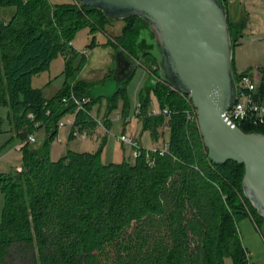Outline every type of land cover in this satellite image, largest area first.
<instances>
[{"label": "trees", "instance_id": "1", "mask_svg": "<svg viewBox=\"0 0 264 264\" xmlns=\"http://www.w3.org/2000/svg\"><path fill=\"white\" fill-rule=\"evenodd\" d=\"M0 7L14 9L8 19H0V107H8L9 122L24 142L20 168L0 172L5 194L0 264H13L16 251L33 264H226L227 257L246 264L238 220L249 212L263 217L244 195L245 166L233 160L217 165L210 159L198 121L188 119L191 97L163 81L141 93L137 117L144 129L154 141L170 132L163 153L160 147H143L134 160L104 163L102 144L98 151L68 150L54 160L50 146L63 115L74 113L81 129L96 125L90 110L96 99L86 81L76 80L73 37L84 26L94 31L112 20L77 0L57 5L0 0ZM125 20L129 25L122 40L133 27L145 25L139 17ZM59 54L66 58L68 81L48 99L32 79ZM144 61L157 66L150 54ZM157 70L150 69L152 74ZM259 71L257 96L263 100L264 65ZM124 84L109 96L110 109L126 95ZM72 90L91 98L87 111L63 103ZM151 91L158 96L160 112L150 110ZM35 121L48 131L42 143L27 138ZM240 127L264 133V125Z\"/></svg>", "mask_w": 264, "mask_h": 264}, {"label": "water", "instance_id": "2", "mask_svg": "<svg viewBox=\"0 0 264 264\" xmlns=\"http://www.w3.org/2000/svg\"><path fill=\"white\" fill-rule=\"evenodd\" d=\"M77 1L112 21L130 17L143 21L131 44L135 51L126 43L117 48L111 78L121 86L146 54L154 57L158 66L154 81L191 97L213 163L233 160L245 166L244 195L264 218V133L246 132L228 117L239 80L234 66L238 29L229 23L226 0Z\"/></svg>", "mask_w": 264, "mask_h": 264}, {"label": "rangeland", "instance_id": "3", "mask_svg": "<svg viewBox=\"0 0 264 264\" xmlns=\"http://www.w3.org/2000/svg\"><path fill=\"white\" fill-rule=\"evenodd\" d=\"M50 1L55 5L75 2V0ZM13 11L12 7H0V19H8ZM116 23H122L123 28H117ZM128 25L129 22L126 20L108 21L107 23L104 22V27L96 28L94 31L87 25L80 28L72 40V46L78 53L74 59V65L77 68L76 80L86 81L91 94L96 99L92 104L91 114L93 117L107 118L111 121L108 139L102 147V160L104 163H119L126 159H135L134 148L126 144L124 146L119 139L124 127L126 128V135L138 138L144 148L151 149L154 146L151 132L144 129L140 118L136 115V109L141 108V93L150 84L151 80V73L147 67L150 65L149 61H143L134 76L127 81L125 84L127 93L119 97L117 106L112 109L109 107L108 98L115 92L117 85L116 81L111 78L113 75L111 73L116 68L115 53L118 46L115 44L120 37L122 38L124 29ZM83 51H85L84 54ZM152 67L157 68V66ZM65 68L66 58L64 55L59 54L52 60L47 70L33 76L32 85L41 88L46 98L54 97L68 81ZM153 75L155 74L153 73ZM150 97L151 108L155 112H160L161 106L158 96L154 91H151ZM8 111V107H0V172L4 173L18 170L23 162L21 148L24 142L16 130L12 128L8 119ZM73 118V113L70 112L60 118L58 134L52 140L50 146L51 158L54 160L60 158L68 150L94 152L98 151L102 145L103 138L97 140L94 137L71 136L74 123H70V120H74ZM36 123L38 121L34 122V126ZM29 133L32 132L29 131ZM33 133L39 143H42L48 137L45 126L36 127ZM165 136L166 139H169L170 132L168 130ZM161 144L164 145L163 141ZM4 205L5 194L0 189V220ZM249 213L252 216V213ZM252 217L259 220L255 216ZM260 223L257 225L250 217L238 220L239 236L244 246L252 252L249 257L250 264H264V224H262L264 220ZM15 255L13 264H33L30 263L29 258L23 254L21 255L18 251ZM226 264H234L231 257L226 258Z\"/></svg>", "mask_w": 264, "mask_h": 264}, {"label": "crops", "instance_id": "4", "mask_svg": "<svg viewBox=\"0 0 264 264\" xmlns=\"http://www.w3.org/2000/svg\"><path fill=\"white\" fill-rule=\"evenodd\" d=\"M227 5H228L229 23L231 26L236 27L238 29L237 34H236L235 51H234V66H235L236 73L241 75L242 73H245V72H252L256 67L264 65V0H227ZM116 26L117 28L122 29L124 25L122 23H116ZM132 36H133V39L129 41ZM134 39H135V34L130 35V33H128L126 34L125 39L123 40L121 38L120 40L118 39L115 45L118 46L117 48H120V47H123L122 45L123 43H126L128 48H132V51H135V49H133V47L131 46V43L134 41ZM127 47H125L126 50H127ZM82 53L84 54L85 51H83ZM131 54L137 58L135 53H131ZM147 67L149 71L152 68V66L151 67L147 66ZM113 72L111 73V75L113 74ZM134 74L129 79H131L134 76ZM152 77H153V74L151 73L150 84L143 90V92L146 94L149 93V87H151L155 83ZM129 79L127 81H129ZM127 81L123 82L121 86L124 83L126 84ZM118 87L120 86H118L117 84L116 90ZM89 93H90V96L94 98L93 95L91 94V91ZM150 100H151V97H150ZM262 102L264 104V99L262 100ZM150 110L153 111V108H151V104H150ZM136 112L137 114L141 113V108H137ZM73 117H74L73 118L74 120H70V123L72 122L75 123L76 119H75L74 113H73ZM94 118L102 120L104 122V125H98V126L95 125L94 128H84V129H92L91 132L89 133L90 134L89 138L94 137L97 140H100L103 138L102 144L104 145L106 144V140L108 139L107 137L108 133L111 130L110 128L111 121L110 119H107V118L105 119H101L98 117H94ZM140 121L142 122L141 119ZM42 126H40L39 128H41ZM122 134H126L125 127H124ZM71 135H72V131H71ZM134 139H136L142 145L141 141L138 138L135 137ZM162 141L164 144L166 143L167 141L166 136L161 138L159 141L153 140V143H154L153 147H162L163 146L161 144ZM122 143L124 146L125 144L131 146L130 144H127L124 142ZM248 217L253 219L254 223H256L257 225L261 224L260 222H263L264 220L263 218H259V220L258 219L256 220L251 215L246 216V218ZM245 248L248 251L249 255L251 256L252 252L247 247Z\"/></svg>", "mask_w": 264, "mask_h": 264}, {"label": "built area", "instance_id": "5", "mask_svg": "<svg viewBox=\"0 0 264 264\" xmlns=\"http://www.w3.org/2000/svg\"><path fill=\"white\" fill-rule=\"evenodd\" d=\"M238 80H239V92L237 95V100L235 101L233 106L229 109L228 117L239 126L242 123L254 127L264 125V104L262 100H260L257 96V88L260 80L259 67H256L252 72L242 73L239 76ZM90 100L91 98L88 96L79 97L73 90L69 95L63 97V103L67 105L73 102L76 105L77 111L80 110L87 111V104L90 102ZM189 101L191 102V107L187 109L188 119H190L191 121H198L197 109L195 108L193 102L190 99ZM47 113H50V110H48ZM164 113L170 114L171 111L168 108H166L164 109ZM29 117L31 119H34L35 116L34 114L30 113ZM94 120L97 126L104 125V122L102 120L96 118H94ZM35 126L39 128L40 123L39 122L36 123ZM91 130L92 129H81L79 125H76V123H74L72 128V134L75 137L88 138ZM27 138L31 142H36V137L34 133H29ZM119 139L122 142L133 146L135 150L134 152L135 158L140 156L143 147L136 139L126 134H121ZM166 145L167 144L165 143L164 146L159 148L161 150V153L164 152ZM151 149L157 150L158 147H154ZM249 257L250 255L248 254V262L246 264H250Z\"/></svg>", "mask_w": 264, "mask_h": 264}, {"label": "flooded vegetation", "instance_id": "6", "mask_svg": "<svg viewBox=\"0 0 264 264\" xmlns=\"http://www.w3.org/2000/svg\"><path fill=\"white\" fill-rule=\"evenodd\" d=\"M141 26L142 25L139 24V26L137 25L136 27H133V29H131V31H130V35L137 33L138 32L137 30L141 29ZM131 39H133V36L130 38L129 41H131ZM133 43H134V41L131 44H133Z\"/></svg>", "mask_w": 264, "mask_h": 264}]
</instances>
